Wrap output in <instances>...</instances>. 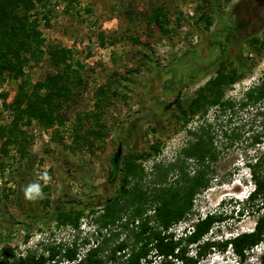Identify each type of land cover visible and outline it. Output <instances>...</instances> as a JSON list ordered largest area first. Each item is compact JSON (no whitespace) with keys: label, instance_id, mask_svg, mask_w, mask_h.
Masks as SVG:
<instances>
[{"label":"rangeland","instance_id":"1","mask_svg":"<svg viewBox=\"0 0 264 264\" xmlns=\"http://www.w3.org/2000/svg\"><path fill=\"white\" fill-rule=\"evenodd\" d=\"M43 1L44 6L34 12L49 18L48 25L44 18L40 25L46 39L43 59L32 61L23 76L6 72L0 79V254L4 248L16 256L41 253L50 246L64 249L75 240L84 254L97 236L102 203L120 188L119 175L110 180L119 150L122 161L159 144L158 154L138 160L148 173L142 183L152 185L154 165L175 163L192 139L190 131L205 119L217 129L223 126L228 135L236 129L239 139L234 142L218 132L220 154L210 185L195 197L192 213L173 231L181 235L197 219L223 210L232 218L216 225L209 238L221 241L252 230L259 214L239 218L238 211L254 187L247 163L264 150V103L254 109L236 107L218 119L216 107L205 118L197 115L188 121L183 111L222 64L226 71L241 72L242 65L247 69L225 90V99L235 103L264 80V0ZM157 9L168 20L163 28L149 20ZM253 38L259 41L251 46ZM55 47L71 51L68 63L81 79L63 108L65 124L46 126L35 118L16 122L13 101L19 85L23 81L33 85L56 72L48 54ZM76 125L80 135L96 130L101 137L89 136L92 145L80 141L77 146ZM252 132L262 133L261 144H252ZM29 184L40 186L35 198L24 194ZM63 205L65 213L75 214L80 205L94 212L83 211L79 227L74 228L54 218ZM86 240L89 244H83ZM263 252L264 245L254 248L243 264H261ZM198 264H239V260L228 248L224 253L214 251Z\"/></svg>","mask_w":264,"mask_h":264},{"label":"trees","instance_id":"2","mask_svg":"<svg viewBox=\"0 0 264 264\" xmlns=\"http://www.w3.org/2000/svg\"><path fill=\"white\" fill-rule=\"evenodd\" d=\"M43 3V0H0V79L6 72L16 77L23 76L32 61L39 62L43 59L46 39L40 25L43 18L48 25L49 18L47 14L40 17L41 13L34 16L37 7L44 6ZM149 20L162 28L168 22L162 9L155 10ZM258 41L259 39L253 38L251 46ZM48 54L56 72L48 73L43 80L33 85L29 81H23L19 85L13 101L16 122L24 118L29 121L35 118L46 126L54 122H58L60 126L65 124L67 114L63 108L75 96L73 88L81 79L68 63L71 51L55 47ZM241 68V72L237 69L226 71L222 64L217 75L197 90L188 110L183 111L185 120L197 115L205 118L213 107L219 112L216 116L218 119L228 110L234 112L236 107L239 110L254 109L263 104L264 80L250 88L237 103L225 99L226 88L246 75L247 69L244 65ZM258 114L263 115L261 111ZM95 117L99 120V115ZM79 124L81 125L80 122ZM218 127L220 129L216 128L214 122L205 119L191 130L192 139L182 148L175 163L168 166L161 163L154 165L151 170L155 176L152 185L142 183L148 173L138 160H146L158 154L159 144L151 145L145 153H132L122 161L118 152L112 161L114 169L110 180L113 181L119 175L120 188L114 198L102 203L101 212L96 219L97 236L84 254L80 253L81 247L76 240L64 249L50 246L44 247L41 253L28 251L26 255L20 256L4 248L0 254V264H152L157 260L161 264H198L214 251L224 253L228 248L238 258L239 264L245 263L254 248L264 245V150L260 156L247 163L254 187L238 211L239 218L249 212L259 214L252 230L221 241L209 238L208 235L216 225L232 218L223 210L197 219L181 235L173 231L177 224L192 213L195 197L210 185L211 175L214 173L213 164L220 154L216 145L218 132L234 142L239 139L236 129L232 131V135H228L227 131H223V126ZM73 130L77 146H80V141L92 145L93 140L89 136L95 139L101 137L96 130L80 135L77 125ZM261 138L260 132H252L250 135L254 145L261 144ZM120 143L124 144V141L121 140ZM170 177L174 180L170 181ZM65 205L54 218L60 224H69L74 228L79 227L83 211L94 212L89 206L80 205V211L75 214L65 213ZM25 230L28 232L29 227L25 226ZM122 233L125 236L118 239ZM87 242L88 240L83 244H89ZM4 254L8 255L3 256ZM259 262L264 264V252Z\"/></svg>","mask_w":264,"mask_h":264},{"label":"clouds","instance_id":"3","mask_svg":"<svg viewBox=\"0 0 264 264\" xmlns=\"http://www.w3.org/2000/svg\"><path fill=\"white\" fill-rule=\"evenodd\" d=\"M251 177V176H250ZM253 190V189H252ZM40 192V186L38 184H29L24 188V194L27 198H35ZM250 193V192H249ZM249 195V194H248Z\"/></svg>","mask_w":264,"mask_h":264},{"label":"water","instance_id":"4","mask_svg":"<svg viewBox=\"0 0 264 264\" xmlns=\"http://www.w3.org/2000/svg\"><path fill=\"white\" fill-rule=\"evenodd\" d=\"M119 152H120V150H119Z\"/></svg>","mask_w":264,"mask_h":264}]
</instances>
